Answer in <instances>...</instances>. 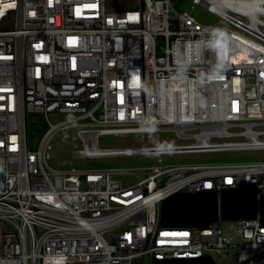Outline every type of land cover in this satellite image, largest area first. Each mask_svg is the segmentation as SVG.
<instances>
[{
    "label": "built area",
    "instance_id": "built-area-1",
    "mask_svg": "<svg viewBox=\"0 0 264 264\" xmlns=\"http://www.w3.org/2000/svg\"><path fill=\"white\" fill-rule=\"evenodd\" d=\"M121 4L0 0V264L225 252L235 264H264L259 210L205 228L161 224L162 201L178 191L254 187L259 201L264 160L160 163L137 174L51 163L67 129L83 143L75 159L264 150V0H192L224 26L179 0ZM30 113L49 124L33 142ZM167 132L184 142H164ZM102 134L135 135L136 145L101 147Z\"/></svg>",
    "mask_w": 264,
    "mask_h": 264
},
{
    "label": "rangeland",
    "instance_id": "rangeland-1",
    "mask_svg": "<svg viewBox=\"0 0 264 264\" xmlns=\"http://www.w3.org/2000/svg\"><path fill=\"white\" fill-rule=\"evenodd\" d=\"M122 3L120 8H128L134 5H139L140 0H112ZM192 0H179L180 9L191 8ZM193 15L199 20L224 26L225 21L218 16L208 11L203 6H197L192 10ZM68 114L51 113L50 118L57 122L66 118ZM49 124L44 114L30 113L29 114V133L30 141L33 142L35 138L41 136V132L48 128ZM166 143H182L176 138L174 133L167 132L164 134ZM135 135L121 136L113 134L100 135V146H135L136 144L131 140ZM55 157L52 158L51 163L57 165L58 161L65 162L64 166H74L79 168H110V167H128L133 168V173L137 174L143 170L139 169L147 165H156L160 163H180V162H196V161H249V160H264V150H245V151H221L209 153H172L157 156L149 155H120L110 157H96L87 159H75L72 157V152L83 146L81 139L76 135L74 129H67L66 132H59L54 140ZM135 174H126L122 179L127 182H133L137 179ZM226 224V223H225ZM215 259L218 264H235L237 258L230 256L229 252L223 255H216Z\"/></svg>",
    "mask_w": 264,
    "mask_h": 264
},
{
    "label": "water",
    "instance_id": "water-1",
    "mask_svg": "<svg viewBox=\"0 0 264 264\" xmlns=\"http://www.w3.org/2000/svg\"><path fill=\"white\" fill-rule=\"evenodd\" d=\"M259 203V208H258ZM264 225V194L257 200L254 187L227 186L221 191H178L162 201L161 224L163 226L208 227L220 217L225 221L256 218ZM155 264H218L211 255L155 259Z\"/></svg>",
    "mask_w": 264,
    "mask_h": 264
}]
</instances>
